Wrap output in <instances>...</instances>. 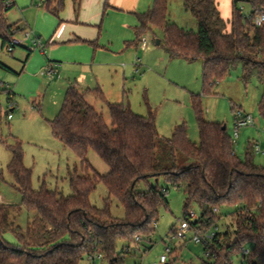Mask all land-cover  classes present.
Here are the masks:
<instances>
[{
  "label": "trees",
  "instance_id": "16d2710c",
  "mask_svg": "<svg viewBox=\"0 0 264 264\" xmlns=\"http://www.w3.org/2000/svg\"><path fill=\"white\" fill-rule=\"evenodd\" d=\"M237 1L232 0L230 29L226 31L215 0H182L196 22L192 31L168 20L167 0H154L148 11L135 14V43L143 31L156 29L161 35L159 45L169 59L200 60L202 94L239 65L243 83L255 77L261 85L258 109L264 122V22L258 26L252 22L256 12L264 11V0H243L250 4L248 17L237 8ZM73 2L77 9L80 0ZM13 6V0H0L2 47H14L12 37L20 31L5 22V13ZM41 6L57 16L64 0H41ZM88 93L105 103L109 124L87 102ZM11 96L8 91L9 103ZM190 103L197 143L188 138L183 123L175 124L164 138L156 129L153 112L141 116L128 104L107 101L98 87L81 91L69 85L57 114L46 122L52 137L78 159V165L67 168L71 193L63 195L44 183L34 189L32 170L23 164L20 141L7 144L11 157L6 170L20 202H0V264H79L84 256L95 253L105 256L109 264H121L116 241H125L128 248L136 236L148 238L154 232L159 208L167 205L169 186L184 193L183 218H188L190 205L198 208L197 217L189 221L193 229L212 228L221 218L220 209L230 208L221 216H230L231 224L202 244L205 259L199 264H233L234 256L240 257L241 264H264V168L254 164L249 150L242 159L234 152L225 124L204 118L199 94H191ZM162 144L167 146V158L156 153ZM89 150L107 165L106 174L92 168ZM159 177L166 186L157 184ZM99 183L106 189L102 207L89 200ZM111 198L123 209L120 219L110 213ZM22 208L32 213L24 230L15 224ZM7 232L16 243L4 240ZM242 249L248 253L243 254Z\"/></svg>",
  "mask_w": 264,
  "mask_h": 264
},
{
  "label": "rangeland",
  "instance_id": "374dc122",
  "mask_svg": "<svg viewBox=\"0 0 264 264\" xmlns=\"http://www.w3.org/2000/svg\"><path fill=\"white\" fill-rule=\"evenodd\" d=\"M13 1L14 6L5 13V22L20 29L12 37L16 45L9 52L7 46L2 47L0 39V202H20V194L6 170L11 157L6 145L13 143L14 139L21 143L24 166L32 170L31 184L34 189L44 183L48 189H56L63 195L71 193L67 168L78 165V159L69 148L52 137L46 122L57 114L69 85L88 84L91 88L98 85L109 102L124 100L132 112L141 116L153 112L157 131L164 138L170 136L175 124L183 123L188 138L194 143L198 142V131L190 97L191 94H199L204 118L225 124L226 132L233 140L234 152L242 159L249 150L254 164L264 168V154L254 150L256 144L264 151V122L258 109L262 88L255 77L243 83L239 65L214 84L210 92L202 94L200 60L169 59L163 46L156 44L161 36L156 29L141 33L140 38L147 40L145 49H141L137 42V45L132 44L129 51H118L115 49L116 41L122 34L119 20L112 17L101 21L100 17L97 23L77 24L84 34L93 33L92 39L75 34L74 40L62 41L71 38L67 37L65 25H76L64 22L62 12L57 16L48 12L41 6V0ZM167 1L168 20L195 31L196 22L184 9L182 0ZM224 1V5L219 3V7L225 18V30L229 31L227 15L232 0H228V3ZM237 8L243 16L251 10L250 4L243 0L237 1ZM27 31L31 32L32 38L23 37ZM32 40L36 41L35 44H32ZM101 45L114 51L103 50L104 58L110 62L91 66L92 59H99L95 52ZM28 53L30 56L25 62ZM119 55L123 58L118 59ZM8 91L15 92L10 103L7 101ZM87 100L109 124L105 103L89 93ZM236 110L250 115L253 123L240 128L238 136L234 138ZM8 114L10 118H7ZM167 152L165 144L156 148V153L163 158H167ZM87 159L98 174L108 172L107 165L91 150ZM180 159L178 156L177 163ZM166 164L170 165L168 161ZM157 184L166 186V181L159 177ZM105 197L106 189L99 183L89 200L91 204L102 207ZM166 199L167 205L159 208L154 232L148 238L140 235L139 241L130 242L129 252L125 241H116V255L121 258V264H159L158 258L166 247L172 250L167 255L170 264H199L205 259L202 243L191 240V230L186 232L184 238L174 236L173 231L185 220L184 193L169 186ZM229 209L221 208V215L229 212ZM190 210L194 212V218L197 217L196 205H190L187 212ZM110 213L116 219L123 217V209L114 198H111ZM31 214L22 208L15 217V224L24 230ZM221 215L217 223L219 231L226 230L231 224L230 216ZM3 238L8 243H16L11 232L5 233ZM232 262L241 264L240 257L234 256ZM79 264H109V261L95 253L84 256Z\"/></svg>",
  "mask_w": 264,
  "mask_h": 264
},
{
  "label": "crops",
  "instance_id": "0c3cea01",
  "mask_svg": "<svg viewBox=\"0 0 264 264\" xmlns=\"http://www.w3.org/2000/svg\"><path fill=\"white\" fill-rule=\"evenodd\" d=\"M153 1L154 0H106V6H105V0H80L78 8L76 9L73 0H64V8L61 11L62 17L64 18L63 21L70 23L73 22L76 25H65L66 26L65 30L67 31V37H71V38H66V39L64 38L63 40L62 39L61 40L62 41L74 40L75 34L79 35L81 38L84 39H92L93 33L87 35L84 34L82 29H80V27L77 26V24L87 25L89 23H97L100 17H101V21H103L104 18L109 19L115 17L119 20V27L122 30L121 32L122 34L116 41L115 49L118 51L119 50L129 51L133 47L132 44L137 45V43H135L136 41L134 40L135 38L134 29L138 26V20L135 14L144 13L148 11L152 6ZM226 2L228 3V0H226ZM215 3L220 13V16L223 18V15L221 14V9L219 7V3H222V5H224L225 1L215 0ZM231 7H232V1L228 14L229 16L227 15L228 19L231 13ZM103 50L108 51L110 53L114 52L101 45L100 47L97 48L95 52V56L97 55L99 59L96 61L92 59L91 66H98L100 64L110 62L108 59L104 58L106 55L103 54L104 53ZM29 56L30 53L27 54L25 62L27 61ZM121 57L122 56L119 55L118 59ZM118 59L116 61H118ZM77 85H78L77 87L81 91L85 89H91V87H89L88 84H84V85L77 84ZM95 87L100 88L98 85H95L92 88ZM11 93H15V92H11ZM85 99L87 100V94L85 95ZM87 102L90 104L88 100ZM120 103L125 104L124 100H121ZM10 108H11L10 111H12L13 108L11 107V105Z\"/></svg>",
  "mask_w": 264,
  "mask_h": 264
},
{
  "label": "built area",
  "instance_id": "2783aa9c",
  "mask_svg": "<svg viewBox=\"0 0 264 264\" xmlns=\"http://www.w3.org/2000/svg\"><path fill=\"white\" fill-rule=\"evenodd\" d=\"M245 17H248L249 14H245ZM252 22L254 25L258 26L261 23L264 22V11H259L256 12L252 18ZM24 38H32L31 37V32L27 31L24 33ZM35 40H32V44H35ZM12 43L16 44L15 40H12ZM139 44L141 49H145L147 46V40L144 37H141L139 39ZM7 50L9 52L12 51V46H8ZM10 114L7 115V118H10ZM253 123L252 117L248 114H244L241 110H236L234 112V129H233V136L234 138H236L238 136V131L240 128L242 127H246L248 125H251ZM254 150L257 153H262L264 154V151H261V149L258 147V145H254ZM214 212H217V209L213 210ZM187 217L188 218H184L185 220L181 223L180 227L178 229H176L174 232V236L179 237V238H184L186 232L188 230L192 231V237L191 240L195 243H207L209 241H211L214 236L216 235V233L219 232V228L218 225H214L212 228L206 230V231H201L199 228L197 229H193L191 228L189 221H191L192 218H194V212L193 211H188L187 212ZM196 218V217H195ZM194 218V219H195ZM139 237L136 236L135 237V241H139ZM172 252V250L169 247H166L164 250V253L162 255L159 256L158 258V263L159 264H168V260H167V255H169ZM242 253L243 254H247L248 253V249H242ZM101 256L100 253H98V257Z\"/></svg>",
  "mask_w": 264,
  "mask_h": 264
},
{
  "label": "water",
  "instance_id": "95a60500",
  "mask_svg": "<svg viewBox=\"0 0 264 264\" xmlns=\"http://www.w3.org/2000/svg\"><path fill=\"white\" fill-rule=\"evenodd\" d=\"M156 44H159V40H156Z\"/></svg>",
  "mask_w": 264,
  "mask_h": 264
}]
</instances>
